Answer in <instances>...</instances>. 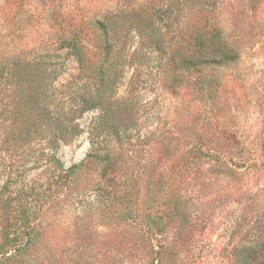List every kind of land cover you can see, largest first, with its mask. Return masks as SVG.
I'll return each instance as SVG.
<instances>
[{
  "label": "rangeland",
  "instance_id": "obj_1",
  "mask_svg": "<svg viewBox=\"0 0 264 264\" xmlns=\"http://www.w3.org/2000/svg\"><path fill=\"white\" fill-rule=\"evenodd\" d=\"M214 25L237 58L175 82L171 48ZM109 39L111 93L138 113L105 135L104 167L89 156L97 110L76 102L56 140L40 113L22 123L14 90L34 86L56 117L99 77ZM195 143L199 160L186 155ZM103 179L121 190L111 206ZM258 244L264 0H0V250L12 255L0 264H264V248L248 251Z\"/></svg>",
  "mask_w": 264,
  "mask_h": 264
},
{
  "label": "trees",
  "instance_id": "obj_2",
  "mask_svg": "<svg viewBox=\"0 0 264 264\" xmlns=\"http://www.w3.org/2000/svg\"><path fill=\"white\" fill-rule=\"evenodd\" d=\"M104 25V21L102 22ZM106 27V26H103ZM154 42L159 40L153 38ZM114 43L112 40H108L104 50V63L101 65L100 75L96 81L91 85H85L81 90L82 93L75 100L72 97L66 98L63 105L59 109V114H56L52 109L47 96H43V101L38 104V90L30 85L18 84L16 90V96L23 95L25 101V108L27 111L20 109L15 110L18 118L22 119L23 124L32 125L35 119V115L40 113L44 119V124L47 129L54 133L55 139H65L68 131L67 120L70 119L72 108L76 102L80 103L84 110H97L98 117L93 121L90 126V134L94 135L97 140L95 141L91 137V158L99 159L106 165L112 164V158L115 156L113 151L107 146L105 142V135L118 136L122 132H126L133 129L134 123L137 121L138 106L137 102L130 98H120L111 91L115 90L116 78H112L110 69L106 66L108 59L115 53ZM239 51L234 45L228 43L221 34H217V26L214 25L206 30H200L196 36L184 39L181 38L177 44L171 48L170 55L167 58L168 66L174 73V81L177 82L181 79L182 70L191 69L201 72L203 67L211 63H228L237 58ZM88 86V87H87ZM114 88V89H113ZM73 99V100H72ZM67 104V107L65 106ZM42 112V113H41ZM58 135V136H56ZM104 137H103V136ZM101 136L103 137L101 140ZM58 137V138H57ZM200 145H202L200 143ZM198 144H193V148L186 151V155L192 160H199L200 154L196 149ZM201 148V146H199ZM202 149V148H201ZM118 163L115 161L114 168ZM79 168L78 166L70 167L67 170ZM65 170L66 172H68ZM98 196L103 198V201L107 205L111 206L115 202V198L119 196L121 190L114 188L111 184L103 179L97 186ZM126 192L130 190L127 188ZM255 245L249 248V253L258 258L260 251L264 248L262 246ZM247 252V251H246ZM9 251L0 250L1 258L8 260L12 255H8ZM257 254V255H256ZM260 258V257H259Z\"/></svg>",
  "mask_w": 264,
  "mask_h": 264
}]
</instances>
